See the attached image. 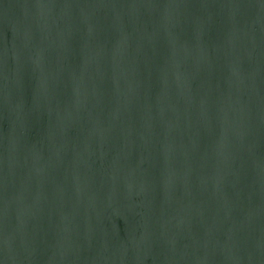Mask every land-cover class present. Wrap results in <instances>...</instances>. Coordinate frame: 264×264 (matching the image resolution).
Returning <instances> with one entry per match:
<instances>
[{"label":"water","instance_id":"water-1","mask_svg":"<svg viewBox=\"0 0 264 264\" xmlns=\"http://www.w3.org/2000/svg\"><path fill=\"white\" fill-rule=\"evenodd\" d=\"M0 264H264V0H0Z\"/></svg>","mask_w":264,"mask_h":264}]
</instances>
